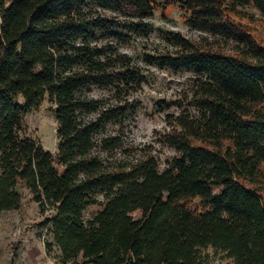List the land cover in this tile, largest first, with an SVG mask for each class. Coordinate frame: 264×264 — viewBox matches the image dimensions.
Wrapping results in <instances>:
<instances>
[{
    "label": "trees",
    "instance_id": "obj_1",
    "mask_svg": "<svg viewBox=\"0 0 264 264\" xmlns=\"http://www.w3.org/2000/svg\"><path fill=\"white\" fill-rule=\"evenodd\" d=\"M172 7L211 36L167 32L170 51L144 53L195 77L160 134L177 155L163 169L155 156L108 162L100 152L132 148L101 135L138 113L148 79L117 44L149 37ZM247 7L264 21V0H0V215L29 190L64 264H208L209 249L264 264V37ZM44 102L62 171L24 127ZM91 206L101 209L86 219Z\"/></svg>",
    "mask_w": 264,
    "mask_h": 264
},
{
    "label": "rangeland",
    "instance_id": "obj_2",
    "mask_svg": "<svg viewBox=\"0 0 264 264\" xmlns=\"http://www.w3.org/2000/svg\"><path fill=\"white\" fill-rule=\"evenodd\" d=\"M228 1V0H226ZM247 15H255L261 25H254L258 34L264 37V21L261 15L252 7L240 9ZM106 17H113L110 12H102ZM155 31L147 38H138L136 41L121 44L117 47L121 52L128 54L148 73L146 84L136 97L141 107L134 116L124 124H111L101 137L107 135H121L125 148H132L131 153L118 148L113 152H100L102 159L108 162L133 164L147 156L158 158L160 168H165L177 152L160 142V134L171 129L169 116L179 115L181 110L178 103L183 100V94L191 93L195 86V77L191 72L175 73L150 64L144 58V53H164L170 51V41L167 32H180L192 40L211 37L210 34L191 29L183 18L178 7L169 8L166 12L158 11L150 19ZM244 23H248L244 21ZM91 96L107 98L109 95L95 90ZM53 107L44 102L42 107L30 113L24 123L27 135L36 139L46 150L54 155L55 166L62 171L57 159L58 140L57 123ZM98 153V151H97ZM24 201L19 210L4 212L0 215V264H64L60 260L61 251L54 247L49 251L47 241L52 237L47 235V229L40 226L46 216L42 213L38 203L32 200L31 193L23 189ZM97 199L104 201V194L98 193ZM196 203H199L196 201ZM101 207L91 206L85 212L86 219L92 218ZM141 218L140 213L133 214ZM208 264H225V254L218 250L209 249ZM68 264H74L68 263Z\"/></svg>",
    "mask_w": 264,
    "mask_h": 264
}]
</instances>
